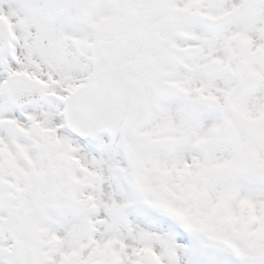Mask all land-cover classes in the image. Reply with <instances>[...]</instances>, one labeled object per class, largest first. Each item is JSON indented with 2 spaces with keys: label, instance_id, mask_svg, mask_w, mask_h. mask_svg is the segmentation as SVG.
I'll list each match as a JSON object with an SVG mask.
<instances>
[{
  "label": "snow or ice",
  "instance_id": "6c2138e0",
  "mask_svg": "<svg viewBox=\"0 0 264 264\" xmlns=\"http://www.w3.org/2000/svg\"><path fill=\"white\" fill-rule=\"evenodd\" d=\"M0 264H264V0H0Z\"/></svg>",
  "mask_w": 264,
  "mask_h": 264
}]
</instances>
